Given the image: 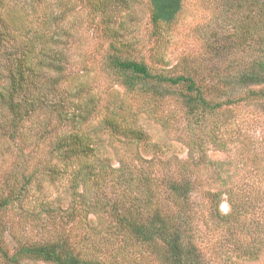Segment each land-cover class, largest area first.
I'll return each instance as SVG.
<instances>
[{
	"label": "trees",
	"instance_id": "16d2710c",
	"mask_svg": "<svg viewBox=\"0 0 264 264\" xmlns=\"http://www.w3.org/2000/svg\"><path fill=\"white\" fill-rule=\"evenodd\" d=\"M3 2L0 25L9 39ZM148 2L153 26L173 23L181 10V0ZM228 8L236 25L219 72L174 74L117 51L102 59L129 99L143 96L155 107L167 96L178 100L186 129L199 140L189 149V165L155 168V155L141 154L149 148L148 137L127 123L137 114L132 105L120 102L99 117L90 97L86 109L81 103L72 106L78 123L87 116L97 119V129L109 139L134 147L137 164L121 157L114 165L98 149L96 135L76 130L52 136L49 121L38 140L53 137L50 157L29 170L24 124L41 112L69 118L61 109L79 104L78 95L61 87L65 67L48 57L53 51L44 50L40 37L1 53L7 70L0 90V135L15 144L17 163L0 183V264H131L133 251L155 264H264V172L263 182H235L226 163L208 156L212 150L227 151L233 136L241 134L234 111L258 107L264 129V0H230ZM142 112L154 114L146 107ZM65 176L66 208L42 200L36 213L27 207L32 191L41 193L45 182ZM10 211L21 218L16 229L34 225L36 235L15 234L14 223L6 219Z\"/></svg>",
	"mask_w": 264,
	"mask_h": 264
},
{
	"label": "rangeland",
	"instance_id": "374dc122",
	"mask_svg": "<svg viewBox=\"0 0 264 264\" xmlns=\"http://www.w3.org/2000/svg\"><path fill=\"white\" fill-rule=\"evenodd\" d=\"M229 1L181 0V10L173 23L153 26L148 0H4L1 11L5 24L9 25L10 37L5 38L0 25V55L10 52L12 47L24 45L33 36L40 37L44 50L53 51L48 57L65 67L61 87L69 90V95H78L79 104H68L63 108L57 104V109L62 108L69 118H61L54 112L51 116L49 112H41L24 124V136L29 144L26 151L32 158L29 159L28 169L32 170L34 164L49 159L52 136L76 130L89 133L92 137L96 135L101 141V144L97 143L98 149L104 155H110L114 165L121 157L129 164H137L133 158L134 147L130 143L124 146L109 139L106 132L97 129V119L87 116L78 123L77 112L72 106H80L81 103L86 109L85 104L90 97H94L101 110L99 117L114 110L120 102L132 105L137 114L134 118L128 117L127 123H133L148 137L149 148L142 150L141 154L145 158L154 154L155 168L189 165V149L195 150L197 144L194 143H199V140L186 129L178 100L167 96L155 107L151 99L143 96L129 99L103 67L102 59L109 51H117L124 57L143 60L155 70L174 74L191 72L199 77L200 71L204 74L219 72L226 66L224 49L231 41L236 25L230 17ZM6 65L3 67L0 57V90L6 84ZM145 107L153 109V117L142 112ZM234 112L242 123L241 134L233 136L227 151L212 150L208 156L212 161L226 163L232 174L231 180L235 182H263L264 129L258 117V107ZM49 121L52 136L40 142V133L44 132ZM14 145L0 135V183L17 163ZM66 179L67 176L54 184L45 182L41 193L32 191L27 207L35 213L39 210L37 204L54 206L61 203L66 208L70 196ZM196 180L199 181V175ZM227 209L226 204L221 205L223 212ZM6 219L14 223L15 234L26 237L36 235L34 225H27L24 231L15 228V223L21 219L19 214L10 211ZM132 261L131 264H155L151 257L139 251H133Z\"/></svg>",
	"mask_w": 264,
	"mask_h": 264
}]
</instances>
